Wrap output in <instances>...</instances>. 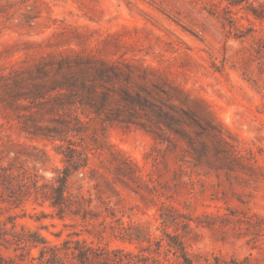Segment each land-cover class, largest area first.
<instances>
[{
    "label": "rangeland",
    "instance_id": "obj_1",
    "mask_svg": "<svg viewBox=\"0 0 264 264\" xmlns=\"http://www.w3.org/2000/svg\"><path fill=\"white\" fill-rule=\"evenodd\" d=\"M254 9L264 14V0H0V163L44 181L77 146L90 159L72 189L158 238L99 239L48 203L11 204L0 192L2 219L56 243L78 231L132 252L133 264H179L166 249L176 233L195 264H264V18ZM87 58L116 64L113 85L148 101L135 107L139 124L109 122L64 97L52 104V82L91 74ZM62 119L73 127L65 140L32 135ZM123 160L137 182L119 178ZM161 212L176 222L166 228ZM38 255L0 243L15 263Z\"/></svg>",
    "mask_w": 264,
    "mask_h": 264
},
{
    "label": "trees",
    "instance_id": "obj_2",
    "mask_svg": "<svg viewBox=\"0 0 264 264\" xmlns=\"http://www.w3.org/2000/svg\"><path fill=\"white\" fill-rule=\"evenodd\" d=\"M254 13L259 18H264V14L254 9ZM86 63L92 69L91 74L77 75L69 73L62 79H55L49 90L51 101L64 106L65 103L76 108H86L89 114L102 117L109 122H118L123 126L139 124L137 120L136 106L145 108L148 101L141 96H135L126 89H118L113 85L114 79L118 77V67L116 64L87 58ZM99 63V65H98ZM81 63H79L80 65ZM111 84L112 86H110ZM51 104V106H52ZM71 109V108H70ZM160 109V108H159ZM59 114V112H57ZM159 116L161 113L158 112ZM34 117H36L34 115ZM83 124L79 116H73ZM154 119V118H153ZM156 122V119H155ZM161 127V121L157 120ZM36 131L32 135L49 140H65V129H73L66 119L58 121V125L42 126L35 125ZM65 128V129H63ZM42 130V132H39ZM63 147V144L60 146ZM68 150L64 153L66 162L63 168H58L56 174L50 179L41 181L38 174L24 167L15 165L5 166L0 163V192L7 195L5 200L11 204L19 205L24 199L32 197L38 203H48L55 211V214L66 219H81L90 233H95L99 239L106 234L130 241H152L147 229L142 226H134L132 223L126 224L115 211H113L106 201L102 204H95L94 198L85 195L81 191L75 192L72 189L71 175L80 173L89 166V155L72 144L66 146ZM125 169H120L118 173L122 181L132 179L137 182L139 175L135 173L130 161L123 160ZM121 168V167H120ZM101 207H104L101 209ZM162 223L167 228L175 218L168 213L161 212ZM110 218V220H108ZM14 216L2 219L0 215V243L14 246L15 249L38 248L39 255L32 256V264H133L132 252H126L123 248L111 249L94 240L89 241L86 237L80 236V232L72 231L62 242L56 243L48 240L39 231H30L23 228L16 229ZM8 222H12L10 226ZM188 225V223H185ZM92 225L93 228L89 226ZM135 229V230H134ZM167 233V231H165ZM169 234V233H167ZM163 238L160 239L159 249H161ZM168 241L167 251L176 255L179 264H195L189 256L187 242L184 235L176 233ZM24 256V252L21 253ZM169 255V254H168ZM147 258L153 259V264H159V259L155 256ZM171 259V256L168 257ZM0 264H22L15 263L12 259L0 256Z\"/></svg>",
    "mask_w": 264,
    "mask_h": 264
}]
</instances>
